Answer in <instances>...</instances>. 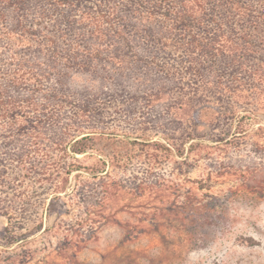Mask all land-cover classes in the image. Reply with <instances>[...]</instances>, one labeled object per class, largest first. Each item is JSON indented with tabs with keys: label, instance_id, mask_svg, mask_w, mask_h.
<instances>
[{
	"label": "rangeland",
	"instance_id": "obj_1",
	"mask_svg": "<svg viewBox=\"0 0 264 264\" xmlns=\"http://www.w3.org/2000/svg\"><path fill=\"white\" fill-rule=\"evenodd\" d=\"M62 18L42 24L54 33ZM87 28L75 21L69 37ZM115 52L130 60L96 63L104 79L86 73L73 86V103L91 106L83 132L93 148L74 154L73 141L59 145L66 123L79 120L75 107L43 127L32 165L60 163L53 179H68L64 191L53 192L48 174L18 172L14 154L35 145L0 137V179L11 182L0 188V264H264V109L245 103L227 122L209 123L212 112L196 126L192 114L169 107L173 97L149 95L164 84L156 63L176 66L185 50L137 42Z\"/></svg>",
	"mask_w": 264,
	"mask_h": 264
},
{
	"label": "trees",
	"instance_id": "obj_2",
	"mask_svg": "<svg viewBox=\"0 0 264 264\" xmlns=\"http://www.w3.org/2000/svg\"><path fill=\"white\" fill-rule=\"evenodd\" d=\"M39 2L47 8L31 12ZM30 13L33 19L27 24ZM56 14L63 18L53 33L42 23ZM75 21L88 28L69 37ZM0 41L7 42L0 46V137L35 145L14 154L16 168L21 175L48 174L56 186L53 192L64 191L68 179L55 184L54 173L61 168L55 161L32 165V157L41 152L43 127L59 123L58 109L75 107L79 120L66 123L59 145L73 141L74 154L93 148L85 143L92 138L83 132L91 106L79 97L73 103V86L86 73L102 81L96 63L129 61L128 55L113 54L118 49L130 50L139 42L185 50L176 66L156 63L154 76L164 84L149 95L173 97L169 107L192 114L196 126L212 112L216 117L207 116L209 123L227 122L245 103L264 109V0H0ZM251 60L256 62L250 65ZM51 77L55 83L43 87ZM24 89L30 91L21 95ZM212 95L218 96V104ZM195 132L186 140L195 138ZM228 134L218 137L225 140ZM6 173L0 168V177ZM5 184L0 179V188Z\"/></svg>",
	"mask_w": 264,
	"mask_h": 264
}]
</instances>
